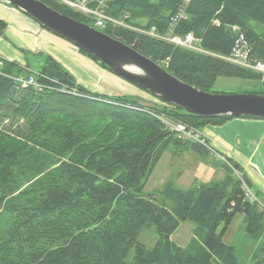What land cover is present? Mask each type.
<instances>
[{
	"label": "trees",
	"instance_id": "16d2710c",
	"mask_svg": "<svg viewBox=\"0 0 264 264\" xmlns=\"http://www.w3.org/2000/svg\"><path fill=\"white\" fill-rule=\"evenodd\" d=\"M42 1L87 22L54 0ZM179 2L116 0L111 13L130 14L131 21H145L164 32ZM252 20L264 25V0H192L178 32L193 31L203 47L227 55L236 42L230 27L240 25L252 43V59L264 61V34L249 24ZM7 25L0 19V35ZM103 31L160 64L170 57L166 68L200 89L210 90L219 75L264 78L253 69L131 30ZM1 61L4 73L34 74L49 87H24L0 74V264H243L223 238L236 215L243 213L248 235L261 239L264 211L246 197L242 179L254 186L238 163L228 159L221 182L187 191L168 182L154 195L145 191L171 144L205 148L179 138L164 119L201 131L206 124H224L235 117H201L170 104L151 109L130 95L91 92L51 56L40 73L27 71L28 63ZM9 117H24L25 127L4 124ZM254 191L264 201V195ZM188 219L197 224L193 236L188 245H177L171 235ZM153 225L160 239L147 249L139 235Z\"/></svg>",
	"mask_w": 264,
	"mask_h": 264
},
{
	"label": "crops",
	"instance_id": "0c3cea01",
	"mask_svg": "<svg viewBox=\"0 0 264 264\" xmlns=\"http://www.w3.org/2000/svg\"><path fill=\"white\" fill-rule=\"evenodd\" d=\"M0 19L8 24L4 34L0 35L3 60L33 66L51 56L91 91L106 95L119 91L148 98L144 90L82 55L79 48L46 30L12 5L0 3ZM201 133L209 145L202 151L184 144H171L164 151L151 176L149 189L156 185L157 190L164 188L166 175L174 170L178 184L184 188L221 182L227 175L226 164L230 159L241 166L254 189L264 195V119L235 117L224 124H206ZM174 164L179 167L171 168Z\"/></svg>",
	"mask_w": 264,
	"mask_h": 264
},
{
	"label": "water",
	"instance_id": "95a60500",
	"mask_svg": "<svg viewBox=\"0 0 264 264\" xmlns=\"http://www.w3.org/2000/svg\"><path fill=\"white\" fill-rule=\"evenodd\" d=\"M0 3L12 5L46 30L95 55L97 62L105 64L113 73L188 114L264 119V93H218L200 89L131 45L42 0H0ZM131 100L147 108H162V104L150 98L133 96Z\"/></svg>",
	"mask_w": 264,
	"mask_h": 264
},
{
	"label": "built area",
	"instance_id": "2783aa9c",
	"mask_svg": "<svg viewBox=\"0 0 264 264\" xmlns=\"http://www.w3.org/2000/svg\"><path fill=\"white\" fill-rule=\"evenodd\" d=\"M80 14L85 18L93 22L92 26L103 31L107 27H115L131 30L156 40H162L169 43H173L177 47H182L195 53L207 54L216 58H220L237 64L239 66L257 70L264 76V61L260 59H252L253 46L247 37L246 32L240 25H232L230 28L236 34V42L233 50L230 54L224 55L202 46V39L197 37L193 31H187L185 33H179L178 29L181 24L189 17V8L192 0H180L176 11L170 16L168 27L164 32H161L156 25L148 26L145 23L137 24L131 21L130 14L114 15L111 13L112 5L116 0H54ZM214 23L219 24V20L215 19ZM170 57H167L162 61L163 66H168ZM3 66V61L0 62ZM0 74L14 78L22 86L32 85L38 90L48 88L49 85L37 79L34 74H20L11 75L3 72L0 67ZM65 90V88H63ZM148 98L156 102L157 104H167L162 102L159 98L148 94ZM110 101V100H109ZM112 102V101H110ZM138 107V106H136ZM141 108V107H139ZM143 110V108H141ZM145 110V109H144ZM164 121L176 132L177 136L183 140H192L203 144L208 147L207 139L202 135L200 130L195 129L193 126H189L183 121L171 122V120L164 119ZM229 163V162H228ZM235 173L242 178V173L237 171ZM243 188L246 193V197L251 202L259 204L264 211V201L256 194L253 188H251L243 179Z\"/></svg>",
	"mask_w": 264,
	"mask_h": 264
},
{
	"label": "rangeland",
	"instance_id": "374dc122",
	"mask_svg": "<svg viewBox=\"0 0 264 264\" xmlns=\"http://www.w3.org/2000/svg\"><path fill=\"white\" fill-rule=\"evenodd\" d=\"M152 1L160 2L161 4L167 5L168 2L172 1V0H152ZM170 10L171 9L166 11L165 15H169ZM86 21H87L86 23H88L90 25L93 24V22L90 21L89 19H87ZM142 23H146V22L143 21ZM249 24L258 33L264 34V25L263 24L255 21V20L250 21ZM112 29H113V27H112ZM80 53L82 55L86 56L87 58H89L90 60L97 63V61L93 60L92 58H90L88 55H86L82 51H80ZM46 62H47V59H46V61L40 62L39 64L35 63V64H33V66L30 65V67H29V69H27V71H34L35 70L34 71L35 73L36 72L40 73V70L42 71V67L46 64ZM108 70H110V69H108ZM255 72L259 73L257 70H255ZM56 79L57 78H55L53 80L56 82H59V80L58 79L56 80ZM122 84H126L127 86H130L127 83L122 82ZM133 85H135V84H133ZM135 86H137V85H135ZM137 87L140 88L141 90H143L141 87H139V86H137ZM86 89L89 90L88 88H86ZM140 89H137L138 92H140ZM129 90H131V88H129ZM89 91H91V90H89ZM209 91L218 92V93H220V92H235V93L257 92V93H260V92L264 91V78L263 79H260V78H243V77H237V76L219 75L217 77L214 85L212 86V88ZM74 92L76 94H81L76 89L74 90ZM91 92H95V91H91ZM99 94H102V93H99ZM120 94H124V93L116 91L114 94L108 95V96H118ZM102 95H106V94H102ZM126 95H129V94H126ZM131 96H134V95H131ZM144 98H147V97H144ZM4 124H6V125L13 124L14 128H16V127L22 128V127H25L26 121H25L24 117H20L17 119L9 117V118L5 119ZM178 167H179V165L174 164L171 168H178ZM153 172H152V174H153ZM152 174L148 178L146 186H145V191L147 193H149L150 195H154V194L160 192L163 188L162 187L161 189L157 190V188H156L157 185L150 188V189L148 188V184L150 182ZM177 177L178 176L176 174V171L174 170V173L171 172V173L166 175L165 183L167 184L168 182H172L177 188H179L183 191H187V190L196 188V187H193L190 189H188L189 187L184 188L183 186L178 184ZM199 186H201V185H199ZM196 225L197 224L193 220H190V219L182 221L180 226L178 227V229L171 235V239H173L180 246H186L188 244L189 240L191 239L192 234L194 233V229H195ZM246 227H247V224L245 222V215L243 213H238L236 215V217L234 218L232 224L230 225V227H229L227 233L225 234L223 240H224V242L234 246L235 253H236V256L239 258V261H241L243 264H255L259 259L264 260V235L259 240L251 238L248 235V231H247ZM159 239H160V235H159V233L156 230V227L154 225L151 227H147V228L142 229V231L140 232V235H139V241H141L143 244H145L147 249H153L156 246ZM134 254H135V249L132 250L130 258H132L134 256Z\"/></svg>",
	"mask_w": 264,
	"mask_h": 264
}]
</instances>
